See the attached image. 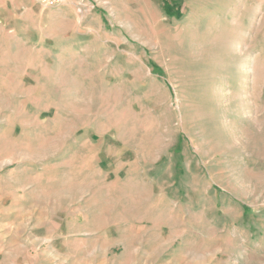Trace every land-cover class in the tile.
<instances>
[{"label": "rangeland", "instance_id": "rangeland-1", "mask_svg": "<svg viewBox=\"0 0 264 264\" xmlns=\"http://www.w3.org/2000/svg\"><path fill=\"white\" fill-rule=\"evenodd\" d=\"M0 264H264V0H0Z\"/></svg>", "mask_w": 264, "mask_h": 264}, {"label": "built area", "instance_id": "built-area-1", "mask_svg": "<svg viewBox=\"0 0 264 264\" xmlns=\"http://www.w3.org/2000/svg\"><path fill=\"white\" fill-rule=\"evenodd\" d=\"M44 7H53L61 4L64 0H37Z\"/></svg>", "mask_w": 264, "mask_h": 264}]
</instances>
